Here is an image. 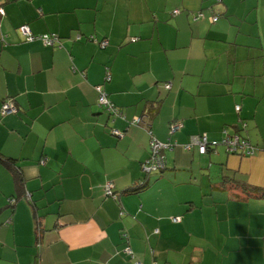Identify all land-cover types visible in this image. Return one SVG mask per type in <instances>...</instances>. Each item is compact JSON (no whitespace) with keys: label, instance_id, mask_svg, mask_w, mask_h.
<instances>
[{"label":"crops","instance_id":"crops-1","mask_svg":"<svg viewBox=\"0 0 264 264\" xmlns=\"http://www.w3.org/2000/svg\"><path fill=\"white\" fill-rule=\"evenodd\" d=\"M4 8L0 105L12 98L18 111L0 117V153L13 167L0 160V264H264V197L249 190L264 187V0ZM23 24L57 33L61 46L25 40ZM99 85L123 116L99 105ZM136 116L172 147L162 175L124 194L146 176L152 153L146 128L129 123ZM203 134L218 144L186 149ZM234 135L259 150L230 152L223 139ZM15 167L31 201L19 197L3 224L18 195ZM109 181L116 197L105 194Z\"/></svg>","mask_w":264,"mask_h":264},{"label":"built area","instance_id":"built-area-1","mask_svg":"<svg viewBox=\"0 0 264 264\" xmlns=\"http://www.w3.org/2000/svg\"><path fill=\"white\" fill-rule=\"evenodd\" d=\"M6 0H0V17L5 14V8L4 3ZM180 10L176 9L174 11L175 14L179 13ZM204 13L203 11H199L195 14L194 18L199 19L203 18ZM219 16L217 14H214L210 17L211 22L217 21ZM19 31L23 38L27 41H34V40H41L45 45L49 46H61L62 41L61 37L57 33H39L36 34L32 31L30 26L28 24H23L19 27ZM134 40V39H133ZM100 45L102 47H105L108 44V40H101ZM168 88L171 86V83L166 85ZM97 89L99 91V105L104 107L107 112L113 117L116 116H123V112L120 111V109L112 102L107 93L102 89V87L99 85L97 86ZM241 107L239 105L236 106V110L239 111ZM17 112V106L12 98L7 99L1 106L0 113L2 115L11 114ZM142 119L139 116L133 117L131 120L132 123H139ZM179 128V124L175 123L172 125L171 132L176 131ZM116 133H120L119 130H115ZM151 140H150V146H151V156L149 159H147L144 163L145 170L147 172H153L157 171L159 169H163L165 166V155L164 151L165 149L171 148L172 144L170 142H162L158 138H156L152 131H150ZM223 143L229 146L231 150H240L245 155H251L255 153L257 148L255 145H253L251 142L239 138V136H235L233 138H230L227 136L225 139H223ZM217 140H209L208 136L206 134L195 136L192 138L191 143L186 144V148L190 149L191 147L197 145L199 147V150L201 153H205L207 151V147L212 145H217ZM113 183L111 181L107 182L105 185V194L112 195L114 193L113 190ZM29 195V193H27ZM179 220L178 217H174L173 221L177 222ZM124 252L126 255L131 256L133 254L132 248L130 246H126L124 248ZM136 264H142L141 262H136Z\"/></svg>","mask_w":264,"mask_h":264},{"label":"trees","instance_id":"trees-1","mask_svg":"<svg viewBox=\"0 0 264 264\" xmlns=\"http://www.w3.org/2000/svg\"><path fill=\"white\" fill-rule=\"evenodd\" d=\"M174 11H175V10H174ZM103 40H107V39H103ZM108 44H109V41H108ZM108 44H107V45H108ZM107 45H106V46H107ZM106 46H105V47H106ZM101 47H102V46H101ZM108 97H109V96H108ZM109 99H110V98H109ZM6 100H7V99H6ZM6 100H3V101H2V103H1V105H0V109H1L2 104H3ZM110 100H111V99H110ZM111 101H112V100H111ZM112 102H113V101H112ZM114 104H115V103H114ZM115 105H116V104H115ZM16 106H17V105H16ZM116 106H117V105H116ZM117 107H118V106H117ZM17 111H18V107H17ZM15 113H17V112H15ZM108 113H109V112H108ZM11 114H13V113H11ZM6 115H10V114H6ZM109 115H110V114H109ZM3 116H5V115H2V114L0 113V117H3ZM139 117H141V119H142L141 122H139V123H132V122H131V120L133 119V118H132V119L129 120V123H130V124H134V125H139V126L145 127L146 130H147V132H148L149 135H150V131H152V129H151L150 126H148V125L146 124V122H145V116H139ZM145 124H146V126H145ZM173 124H174V123H173ZM173 124H171V126H170V130H171ZM115 130H118V129H116V128H112V129H111V132H112L113 134H118V133L115 132ZM119 132H120V131H119ZM152 133H153V131H152ZM153 135H154V134H153ZM235 136H236V135H234V137H235ZM237 136H239V135H237ZM229 137H230V138H233L232 136H229ZM239 138L244 139V140H247V141L251 142L253 145H255V147L257 148V150L255 151V153L259 150V147H258L256 144H254L250 139L245 138V137H241V136H239ZM150 140H151V135H150ZM209 140H210V139H209ZM217 141H218V140H217ZM218 142H219V141H218ZM184 146L186 147V144H185ZM215 146H216V145H212V146L207 147V151L210 150L211 148L215 147ZM194 147H197L198 150H199V147H198L197 145L191 147L190 149H188V148H186V149L191 150V149H193ZM227 147H228V150H229L230 152L240 153V154L243 155V156H251V155H254V154H255V153H253V154H251V155H245V154L242 153L239 149H238V150H237V149H236V150H231V148H229L228 145H227ZM168 149H170V148H168ZM199 151H200V150H199ZM207 151H206V152H207ZM206 152H205V153H206ZM200 153H201V152H200ZM203 154H204V153H203ZM0 160L4 161L5 163H8V165L11 166V168L13 169L11 163L9 162V159H6L5 157H3V156L1 155V153H0ZM166 169H167V158H166V156H165V166H164L163 169H159V170H157V171H153V172H147V173H146V176H145L143 179H141L138 183H136L135 186L130 187V188L124 190L123 193H124V194H127V193H128V194H129V193H137V192H139V191H141V190L147 188V187L150 185V183H151L150 176L153 175V174H155V175L158 174V175L160 176V175H162L163 172L166 171ZM13 172H14V178H15V183H16V188H17L18 195H14V196H12V197L9 199V202H8V205H7L6 209H9V214H10V216L6 219V221H4L3 224H8V223L11 222V220H12V214L14 213L15 205H16V202L19 200V197H26L28 201H31L30 196H29V195L27 194V192H26L25 183H24V176H23V173H22V171H21V168H20V167H15ZM224 182L226 183L227 180L224 179L223 183H224ZM246 188H247V187H246ZM249 190H252V192H254V195L257 196V197H264V187H252V188H250ZM106 196L116 197V193L114 192L112 195H107V194H106ZM0 212H1V211H0ZM124 213H125V212H122L121 215H123ZM36 229H37V233H40V231H41V227H40L39 223L37 224ZM123 236H124L125 239H126V236H128V235L125 233V235H123ZM126 246H130V247L132 248V246H131V244L129 243L128 239H126V242H125V244H124L123 252H124V248H125ZM132 251H133V248H132ZM124 254H125V252H124ZM125 255H126V254H125ZM126 257H127V258H130V259H132V260L135 259L134 251H133V254H132L131 256L126 255ZM136 262H138V260H135V261H134L135 264H136ZM142 264H143V263H142Z\"/></svg>","mask_w":264,"mask_h":264}]
</instances>
